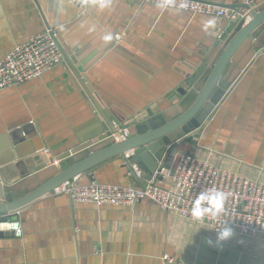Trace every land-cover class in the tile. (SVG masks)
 <instances>
[{"label":"crops","instance_id":"1","mask_svg":"<svg viewBox=\"0 0 264 264\" xmlns=\"http://www.w3.org/2000/svg\"><path fill=\"white\" fill-rule=\"evenodd\" d=\"M227 22L141 1L87 0L79 7L73 0H0V62L48 29L66 54L63 63L40 78L0 91V206L8 202V191L12 200L29 197L49 178L59 158L83 142L102 138L105 119L117 129L115 123L139 121L147 110L174 116L182 112L183 99L175 94L189 89ZM260 31L259 38L239 47L221 76L226 96L199 147L175 151L169 171L190 152L264 185ZM210 74L208 68L194 83L184 108L197 100ZM129 164L134 165L126 159L109 160L74 186L94 181L134 187ZM165 178L157 186L173 189L170 176ZM6 220H18L23 236L0 239V264H264L261 237L233 232L231 239L220 242V232L211 226L166 212L150 200L114 208L45 195L0 218Z\"/></svg>","mask_w":264,"mask_h":264},{"label":"built area","instance_id":"2","mask_svg":"<svg viewBox=\"0 0 264 264\" xmlns=\"http://www.w3.org/2000/svg\"><path fill=\"white\" fill-rule=\"evenodd\" d=\"M141 1L167 10H178L194 15L212 16L226 21L242 19L251 21L249 11L229 10L211 2L195 0H127ZM251 3L254 0H240ZM74 4L84 7L87 0H73ZM121 40V35H116ZM63 53L50 30L33 37L29 42L15 48L0 62V91L40 78L46 71L63 63ZM121 130L114 135L117 142L128 137L127 130L115 123ZM134 152H127L125 159L130 160ZM136 176L142 181L143 175L136 170ZM173 189L165 190L149 183L145 189L138 187L121 188L91 182L85 187H75L65 182L54 190V194L70 197L76 204H89L97 207L133 208L143 200H150L166 212L211 226L215 231L225 229L232 232L259 236L264 239V185L240 174H235L219 166L210 165L185 154L177 162L171 176ZM219 191L225 194L223 211L213 216L206 214L196 220L191 215L193 201L201 193ZM207 206V205H205ZM1 232H13L16 238L23 236L18 220L0 221Z\"/></svg>","mask_w":264,"mask_h":264},{"label":"water","instance_id":"3","mask_svg":"<svg viewBox=\"0 0 264 264\" xmlns=\"http://www.w3.org/2000/svg\"><path fill=\"white\" fill-rule=\"evenodd\" d=\"M236 2H240V5L231 6L226 0L213 3L229 10H247L251 21L245 23L240 18L228 21L223 29L224 33L218 39L219 44L213 47L211 55L195 70L194 78L189 81V89L176 92V98L186 100L194 83H197L210 68L211 74L205 83V89L191 106L184 108L182 101L180 107L183 110L180 112L179 109L180 113L176 116L173 112H162L159 109L147 110V114L141 120L122 125V129L128 132V137L123 142H117L114 137L121 130V126L113 129L105 119L104 136L91 140L90 143L83 142L59 158L56 161L57 167L48 172L51 174L49 178L29 197L23 199L16 197L12 200L9 197L11 192H6L4 199L8 202L0 206V218L16 214L45 195H53L54 190L65 182L75 184L79 177L85 175L90 177L97 167L109 160L117 158L123 160L125 154L131 151L134 152V156L131 157L130 162L134 165L129 164L128 170L132 174L131 179L135 182L134 187L138 185L141 189H145L149 183L153 186L165 183V177L174 174V170L168 169V163L174 152L185 146L192 149L199 147L200 140L226 96V90L220 86L219 81L235 53L249 39L259 38L262 35L260 30H264V0H254L248 4L235 0L232 4ZM218 28L221 27L218 25ZM48 30L51 31L66 59L65 49L58 42L53 30ZM187 154L191 153L187 152ZM51 164H54V161ZM137 169L143 175L142 181L138 182ZM13 236V232L0 231V239Z\"/></svg>","mask_w":264,"mask_h":264},{"label":"clouds","instance_id":"4","mask_svg":"<svg viewBox=\"0 0 264 264\" xmlns=\"http://www.w3.org/2000/svg\"><path fill=\"white\" fill-rule=\"evenodd\" d=\"M224 199L225 194L219 191L201 193L193 201L191 215L196 220L202 219L206 214L215 216L223 211ZM232 235L231 230L225 229L218 234V240L220 242L227 241L231 239Z\"/></svg>","mask_w":264,"mask_h":264},{"label":"rangeland","instance_id":"5","mask_svg":"<svg viewBox=\"0 0 264 264\" xmlns=\"http://www.w3.org/2000/svg\"><path fill=\"white\" fill-rule=\"evenodd\" d=\"M202 161V160H201ZM203 162H205V161H203ZM207 163V162H206ZM209 164V163H208ZM211 165V164H210ZM171 178V177H170ZM172 180V179H171ZM172 184H173V182H172ZM164 189V188H163ZM165 190H171V189H165ZM155 203V202H154ZM156 204V203H155ZM158 205V204H157ZM159 206V205H158ZM163 210V209H162ZM197 223H200V222H197ZM204 224V223H203Z\"/></svg>","mask_w":264,"mask_h":264}]
</instances>
